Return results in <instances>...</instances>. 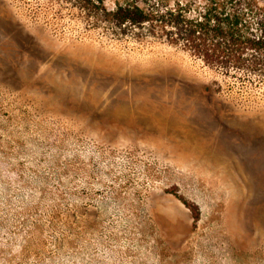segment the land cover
Returning a JSON list of instances; mask_svg holds the SVG:
<instances>
[{"label": "rangeland", "instance_id": "obj_1", "mask_svg": "<svg viewBox=\"0 0 264 264\" xmlns=\"http://www.w3.org/2000/svg\"><path fill=\"white\" fill-rule=\"evenodd\" d=\"M96 10L0 0V264H264V84Z\"/></svg>", "mask_w": 264, "mask_h": 264}, {"label": "trees", "instance_id": "obj_2", "mask_svg": "<svg viewBox=\"0 0 264 264\" xmlns=\"http://www.w3.org/2000/svg\"><path fill=\"white\" fill-rule=\"evenodd\" d=\"M76 2L97 9L98 21L117 36L161 38L226 76L264 84V0H125L113 10L105 0ZM179 198L197 218L198 207Z\"/></svg>", "mask_w": 264, "mask_h": 264}]
</instances>
